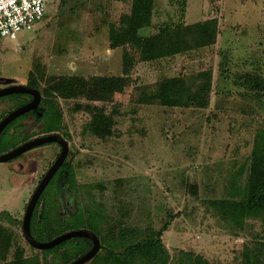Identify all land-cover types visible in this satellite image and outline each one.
Instances as JSON below:
<instances>
[{
    "label": "rangeland",
    "instance_id": "obj_1",
    "mask_svg": "<svg viewBox=\"0 0 264 264\" xmlns=\"http://www.w3.org/2000/svg\"><path fill=\"white\" fill-rule=\"evenodd\" d=\"M132 4L58 0L36 30L0 41V89L38 81L43 96L50 79L125 81L124 90L108 102L53 98L63 113L55 134L68 142L67 161L75 170L66 186L55 182L59 215L70 220L85 214L87 224L100 226L102 244L108 234L125 228L159 231L168 223L162 237L166 249L132 264H192L188 255L210 264H243L244 253L257 248L254 258L260 255V260L248 264H264L261 218L238 224L224 219L228 215L211 203L245 197L255 137L264 130V87L254 88L256 83L247 80L264 84V0H155L152 23L140 36L182 28L180 38L188 48L154 61H142L130 46L111 48V27H121ZM212 20L217 22L214 42L198 44L195 32L184 34L185 28ZM127 52L133 57L128 70ZM18 102L0 100V121ZM77 104L83 108L76 110ZM95 108L111 118L110 135L104 138L89 128ZM48 111L50 117L25 121L15 136L2 134L0 144L12 149L25 143L24 137L49 135L46 129L55 122L53 110ZM59 152L52 143L0 163V214L17 220L11 224L0 218V228L12 236L5 260L0 246V264L11 261L18 247L25 257L37 256L45 264V255L26 241L19 221ZM55 260V254L48 256V262Z\"/></svg>",
    "mask_w": 264,
    "mask_h": 264
},
{
    "label": "trees",
    "instance_id": "obj_2",
    "mask_svg": "<svg viewBox=\"0 0 264 264\" xmlns=\"http://www.w3.org/2000/svg\"><path fill=\"white\" fill-rule=\"evenodd\" d=\"M62 1L63 0H59V3L61 4ZM154 4L155 0H133L131 13L121 17V27H111L110 45L112 49L130 46L139 52L140 59L142 61H154L166 56L181 53L188 48V42L185 39L180 38L182 28L178 31L174 29L172 30L170 27H166L157 35L146 38L140 36V31L149 27L152 23ZM216 27V21H207L202 24L190 26L189 29L185 28L184 34H186L187 31L190 32L191 30L196 33V37L194 38L195 43H210L212 40L213 42L215 40ZM123 60L126 70L131 68V63H133V57L131 54L128 52L125 53ZM247 80L249 81L248 83H256L254 88L264 87V84L259 83L258 78H255L254 80L248 76ZM40 85L41 84L38 81H31L28 86L40 91ZM47 85L48 88L44 89V95L42 96V102L39 108L41 115H37L36 120L39 122L43 121L46 116L50 117L48 114L50 112L48 110L49 108L50 110H53L54 115L52 121H54L55 124L46 129V134L50 135L55 133L57 129H61L63 126V113L59 104L54 102V97L58 96L59 98L66 100L86 97L92 101L108 102L112 100L115 93H119L124 90L125 81L122 78L116 79L99 77H94L89 81H83L73 77L61 78L57 80L50 79L47 82ZM208 92L209 88H206V94H208ZM23 97H26L27 99L22 102H18ZM8 98L17 100L18 104L14 108L16 109L31 99V96L11 95ZM19 98L20 100H18ZM49 98L51 99L48 100ZM82 108L83 106L80 104H77L75 107L76 110ZM88 111L93 113L94 110L88 107ZM95 111L97 113L93 115L89 128L94 135L104 138L110 135L111 118L106 117L98 108H95ZM34 115H36V112H34ZM5 116L3 118H5ZM22 118L25 119L26 116L21 117V121L17 127H12V124L15 121L9 124L2 134L5 133L7 135L15 136L17 133L16 131L23 130L26 126L25 124H22L24 121ZM24 138V141L26 142L31 140L32 137L27 136ZM14 148L9 149L7 143L5 145L0 144V154H6ZM74 172V166L66 161L41 195L31 220V232L36 241L42 243L49 242L59 235L68 233L69 231L71 232L87 228L88 230L94 232L99 238L101 233L99 231L100 226L97 224L95 226H90L89 223L87 224L88 218H85V214L82 212L76 213L70 218V220H66L63 216L59 215L60 204L57 202L55 197V182L63 181L66 186V184L70 183V181L72 182L74 179ZM50 185H52V188L50 189V192L52 191V195L50 192L46 195V191L50 188ZM211 203L221 212L228 215L229 218L224 215V219H231L233 222L238 224L246 218H261L264 222V130L259 131L255 137L252 166L250 169V177L248 179L245 197L241 200L233 201L215 200ZM0 218L11 224L17 223V220L8 212H2L0 214ZM71 219H75L74 222H71ZM19 223L22 225L23 220H20ZM87 225H89L90 228L87 227ZM168 229L169 224L167 223L159 231H140L125 228L119 230V232L115 235H113V233H106L108 236L105 244H102L100 241V252H104L103 257L100 256L99 252L95 258L97 259L99 257L98 261L93 263L94 259L91 262L93 264H132L135 259H151V256H158L162 250L166 249L162 237ZM142 235H145V237L141 238L140 236ZM135 236L140 238L136 243H130V238ZM0 246H3L2 257L5 260L6 252H8L12 246V236L4 228H0ZM92 246V241L87 238H74L61 243L53 249L41 252L45 255V264H70L90 251ZM63 249L64 252L60 254L59 252ZM257 250L258 248L254 250L255 252L250 251L244 253L245 262L243 264H248L252 261ZM54 254L56 260L53 263L48 262V256ZM187 255L188 254H185V256ZM188 258L191 260L192 264H210L200 257L193 259L191 255H188ZM255 258L260 260V255H256ZM6 264H42V262L37 256L29 258L25 257V250L18 247L15 250L13 259Z\"/></svg>",
    "mask_w": 264,
    "mask_h": 264
},
{
    "label": "water",
    "instance_id": "obj_3",
    "mask_svg": "<svg viewBox=\"0 0 264 264\" xmlns=\"http://www.w3.org/2000/svg\"><path fill=\"white\" fill-rule=\"evenodd\" d=\"M20 94L30 95L33 97V100L30 103L14 110L0 122V136L3 133L4 129L9 126V124H11L13 121L20 118L21 116L27 114L28 112L32 110H36L41 103L42 95L40 91L31 88L29 86L11 85L3 89H0V99L3 97H7L11 95H20ZM52 143L60 144L62 150L59 157L55 160V162L47 171L43 179L40 181L39 185L35 189L29 201L25 215L23 217V223H22L23 236L33 248H36L40 251L53 249L54 247L60 245L61 243L69 241L74 238H87L91 240L93 243L91 250L70 264H88L96 257V255L101 250L100 240L94 232L88 229L75 230L65 234H61L58 237L54 238L53 240L45 243L36 241L33 238L31 232V220L36 205L41 195L43 194L44 190L48 187V185L50 184L56 173L59 171V169L63 166V164L66 162L68 158L70 151L68 142L59 134H50L42 137H37L25 142L24 144L18 146L17 148L6 154H0V163L13 161L33 149Z\"/></svg>",
    "mask_w": 264,
    "mask_h": 264
},
{
    "label": "built area",
    "instance_id": "obj_4",
    "mask_svg": "<svg viewBox=\"0 0 264 264\" xmlns=\"http://www.w3.org/2000/svg\"><path fill=\"white\" fill-rule=\"evenodd\" d=\"M58 0H0V41L33 32L45 19L48 6Z\"/></svg>",
    "mask_w": 264,
    "mask_h": 264
},
{
    "label": "flooded vegetation",
    "instance_id": "obj_5",
    "mask_svg": "<svg viewBox=\"0 0 264 264\" xmlns=\"http://www.w3.org/2000/svg\"><path fill=\"white\" fill-rule=\"evenodd\" d=\"M3 88H5V87H3ZM3 88H1V89H3ZM20 95H23V94H20ZM28 96H30V95H28ZM5 98H8V96H7V97H3V98H1L0 100H3V99H5ZM18 100H20V98H19ZM32 100H33V97L31 96V99H29L24 105L30 103ZM41 102H42V100H41ZM40 104H41V103H40ZM24 105H22V106H24ZM22 106H19L18 108H20V107H22ZM18 108H16V109H18ZM39 108H40V105L38 106V108H37L36 110H32V111L28 112L27 114L23 115V116H26V118L24 119V121H23L22 123L24 124L25 121H27V120H29V119H31V118H33L34 120H36V116H37V115H41V113L39 112ZM16 109H14V110H16ZM14 110H13V111H14ZM13 111H11V112H13ZM11 112H10V113H11ZM34 112H36V115H34ZM10 113H8V114H10ZM8 114H7V115H8ZM7 115H6V116H7ZM6 116H5V117H6ZM23 116H21V117H23ZM21 117H20V118H21ZM3 119H4V118H3ZM3 119H2V120H3ZM18 119H19V118H18ZM2 120H1V121H2ZM16 120H17V119H16ZM16 120H15V121H16ZM1 121H0V122H1ZM36 121H37V120H36ZM13 122H14V121H13ZM37 122H38V121H37ZM6 128H7V127H6ZM6 128H5V129H6ZM5 129H4V130H5ZM3 132H4V131H3ZM54 134H55V133H54ZM1 135H2V134H1ZM28 141H29V140H28ZM26 142H27V141H26ZM23 144H24V143H23ZM21 145H22V144H21ZM19 146H20V145H19ZM58 146H59V148H60V152H59V154L57 155L56 159L59 157V155H60V153H61V150H62L61 145L58 144ZM16 148H17V147H16ZM69 148H70V147H69ZM14 149H15V148H14ZM14 149H13V150H14ZM33 150H34V149H33ZM31 151H32V150H31ZM29 152H30V151H29ZM27 153H28V152H27ZM25 154H26V153H25ZM25 154H23V155H25ZM69 154H70V151H69ZM23 155H22V156H23ZM20 157H21V156H20ZM68 157H69V155H68ZM18 158H19V157H18ZM56 159H55V160H56ZM67 159H68V158H67ZM66 161H67V160H66ZM54 162H55V161H54ZM54 162H53V163H54ZM53 163H52V164H53ZM52 164H51V166H52ZM51 166H50V167H51ZM50 167H49V169H50ZM49 169H48V170H49ZM48 170H47V171H48ZM46 173H47V172H46ZM46 173H45V174H46ZM45 174L42 176V178L40 179V181L43 179V177L45 176ZM40 181H39V183H40ZM38 185H39V184H38ZM66 192H67V191H66ZM67 193L69 194L70 192H67Z\"/></svg>",
    "mask_w": 264,
    "mask_h": 264
}]
</instances>
